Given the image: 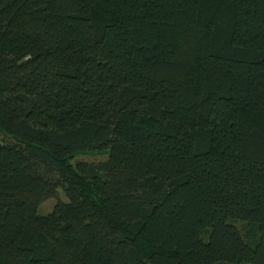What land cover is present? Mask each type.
Listing matches in <instances>:
<instances>
[{
  "label": "trees",
  "instance_id": "1",
  "mask_svg": "<svg viewBox=\"0 0 264 264\" xmlns=\"http://www.w3.org/2000/svg\"><path fill=\"white\" fill-rule=\"evenodd\" d=\"M0 136V264H264V0H0Z\"/></svg>",
  "mask_w": 264,
  "mask_h": 264
},
{
  "label": "rangeland",
  "instance_id": "2",
  "mask_svg": "<svg viewBox=\"0 0 264 264\" xmlns=\"http://www.w3.org/2000/svg\"><path fill=\"white\" fill-rule=\"evenodd\" d=\"M0 136V140H1ZM108 158V151H95V152H88L86 154H80L77 156H73L72 158L68 159V162L71 166L77 167V165H85V164H99L102 162H105ZM60 200L65 201V197L60 192ZM55 200H48L44 203H42L38 209L37 214L38 215H46L50 213L55 205ZM234 225L242 235V237L250 242H253L256 240V232L253 227V225L249 222L245 221H236L234 222Z\"/></svg>",
  "mask_w": 264,
  "mask_h": 264
}]
</instances>
